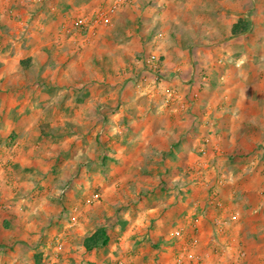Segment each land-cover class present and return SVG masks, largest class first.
Instances as JSON below:
<instances>
[{
	"label": "rangeland",
	"instance_id": "obj_1",
	"mask_svg": "<svg viewBox=\"0 0 264 264\" xmlns=\"http://www.w3.org/2000/svg\"><path fill=\"white\" fill-rule=\"evenodd\" d=\"M168 1L0 0V213L37 207L43 236L54 221H75L79 254L98 228L111 237L67 263L62 248L53 261L56 239L48 237L45 251H36L47 256L36 264H178L183 253L185 264H264V248L255 245L249 258L252 246L233 242L230 229L244 222L246 237L258 233L247 224L259 221L254 208L264 205L260 188L245 201L230 194V187L260 183L234 180L231 171L236 177L264 165V0ZM240 16L250 28L233 35ZM174 46L196 58L189 81L186 68L170 70L166 62L164 50ZM151 56L158 69L147 66ZM196 80L208 105L198 108L196 135L187 132L192 144L181 169L191 178L181 182L180 201L162 178L171 166L164 153L174 150L163 138V109L190 111L180 84ZM216 102L223 114L236 113L229 135L207 121ZM189 117L183 120L192 128ZM145 185L158 189L155 201ZM153 201L161 204L156 216L170 222L157 225L147 212ZM22 234L0 230L8 245L22 243Z\"/></svg>",
	"mask_w": 264,
	"mask_h": 264
},
{
	"label": "crops",
	"instance_id": "obj_2",
	"mask_svg": "<svg viewBox=\"0 0 264 264\" xmlns=\"http://www.w3.org/2000/svg\"><path fill=\"white\" fill-rule=\"evenodd\" d=\"M162 3L164 4H168L169 1L168 0H160ZM171 3H174V0H172ZM175 4V3H174ZM181 46V45H180ZM171 47L173 50L172 52H175L174 55L170 54L171 50L170 47L166 48L164 51H168L169 56L167 57L166 62L168 63V65H170V70L172 65H174L177 69H182V68H186L183 72L184 76V81H186V79H188L187 81H189L191 79V77L187 76V72H188V67L191 66L190 63H192L193 61H196V58L191 60L189 59V57L186 56V47ZM168 49V50H167ZM176 55V56H175ZM169 70V69H168ZM73 76V75H72ZM58 75L56 77H54L55 81L58 80ZM75 80V78H74ZM73 80V81H74ZM183 81V82H184ZM199 80H196L195 85L193 86V84L191 85V83L189 85H185L184 83H181L180 85L184 88L183 92H182V97L183 100H185L187 103H191L192 106L189 108L191 109L190 111H186L183 113V115L179 116L178 114H173L171 109V112H168L167 110L164 112L163 114L165 116H167L168 119V124H166L165 126H163V138L165 137V135L167 136L166 138H168L171 142L173 143V149L174 150H168L166 153H164L166 159L168 161H171V166L169 165L168 168L169 169H164L163 174H162V178L168 182L169 184V191L170 192H175L181 195L180 201H182V196H184V193H181V190L184 188L181 186V182L186 183V179H190V173H188L186 170L182 171L181 169V165L183 163L182 161V155H186V152L188 151V148H190V146L188 144H192L191 142H187V140H190V135L192 136V134L195 136L196 134V129H199V127L197 128V124H199L200 119H202L203 116H198L199 114V110L198 108L200 107V105H208L207 102L203 101V95L200 94L199 97V92L197 91V82ZM72 93L74 94L75 92L72 91ZM70 96V94L68 93V97ZM88 97L89 94L87 93V95H85V97ZM101 95H98V98H100ZM181 100V99H180ZM204 100V99H203ZM182 101V100H181ZM180 101V102H181ZM179 102V103H180ZM183 102V101H182ZM178 103V102H177ZM219 102H216L215 105L212 106V104H209V108L210 110L208 111L207 117L209 118V122H211V124L215 125V128L218 129L220 125L226 127L227 132L226 134H230V115L232 116L233 114H236L235 111L232 112L230 114V109H228V111L223 114V112H225L227 109H223V110H216L217 108H215V106H218ZM180 106H185V104H180ZM216 106V107H217ZM104 108V107H102ZM74 109V106L71 107L70 106V111H72ZM188 109V110H189ZM207 109V107H206ZM221 116V119L219 118ZM184 115H190V119L192 122H194V127H189L188 123L189 121L183 120ZM188 131H191L192 134H187ZM227 136V135H226ZM199 143L194 142L193 146L198 145ZM164 149V148H163ZM191 149V148H190ZM166 151V150H165ZM236 160H232V164H235ZM238 165V164H237ZM233 173V175H232ZM253 174V175H252ZM230 175H232L234 177V180H238L240 177H243V181H246L247 179H256L257 182L260 181L259 186H246V187H230V194H237V195H242L244 196L242 199H244L245 201V196L249 193H254L253 190H251L252 188L254 190L257 189H261L264 191V165L262 163H260L257 167L256 170H250L248 173H241V172H237V176L235 177V171H231ZM238 175H241L238 177ZM249 176V178H248ZM231 178V177H230ZM251 181V180H250ZM249 181V182H250ZM247 185L249 183H246ZM146 189H150L149 192L147 194L153 195L152 199L155 201L154 196L157 195L156 193L158 192V189H154L151 188L148 185L143 186ZM148 187V188H147ZM235 188V189H233ZM142 189V188H141ZM147 191V190H146ZM188 195H193L194 192L193 191H188ZM232 192V193H231ZM152 202V204L148 207H151L150 209L148 208L147 211L148 213H150V215L152 217H154L156 219V223L157 225H160V223H163L162 219L165 218L163 225H165L166 223L170 222L169 218L166 217H157L156 215H158V209L161 207V204L159 203L160 201H156ZM151 202V200H150ZM200 201H196L193 203V207L196 210L197 207L199 206ZM20 206V205H19ZM23 207H14L12 205V209L9 211V213H5V214H1L0 213V230L1 227H5V229L7 230H12L14 228L19 229L23 234L20 237V241L22 243H12L10 245H8V243H6L4 238L0 237V264H36V258H40L47 256V253L45 254H41L38 256L36 255V251H45V243L46 240L48 239V237L50 238H54L56 239L54 242V244L56 245V247L54 249H56V252L54 251V255L53 257V261H55V258L59 257V253H57V251H59L58 249L62 248V252L61 253V258L65 259V263H67L66 259H75L76 257H79V259H85L86 254L83 255V251H86L85 247L82 246V249L80 250V252L82 251L81 254H79L77 251H74L76 249V241H77V236H76V228H75V221H71L69 220V218H63L62 220H59L57 223H55V221L49 225H47V234H45L46 236L42 235V232L40 231L42 226L44 225L46 227V223H44L43 220L38 219L37 211L38 208L37 207H30L29 210L26 209L25 210V206L22 205ZM147 207V206H146ZM245 207V206H243ZM257 208V207H256ZM53 209V208H51ZM71 209V208H69ZM68 209V210H69ZM185 208H180V212L184 211ZM243 209V208H242ZM164 210V209H163ZM165 210H170V208H167ZM249 210V209H248ZM254 210H259L260 211V215L258 216V222H249L247 225L250 226V229L254 226L258 228V233L252 235V236H248L246 237V235L244 234V230L240 231V227L244 228L247 227L245 225V223H238L236 224L234 223H230V229L233 230V242H235L236 244L240 245V246H245V244L249 243V246L251 245L252 247L250 252H249V258H254L255 256V250L253 248H256L255 245L258 247V250L261 249L262 247L264 248V205L262 204V206H259L257 209L254 208ZM60 211H62V209H60ZM250 212V210L248 211ZM56 217V216H54ZM175 221V220H174ZM171 223H174L173 220ZM195 223V222H194ZM248 226V227H249ZM9 228V229H8ZM158 233H156V237L158 239ZM153 236V237H155ZM247 238V239H246ZM137 241V240H136ZM135 240H133L132 242L135 243ZM248 245V244H247ZM48 247H51L50 245H48ZM64 248V249H63ZM262 248V249H263ZM84 249V250H83ZM61 251V250H60ZM47 252V250H46ZM264 252V251H263ZM56 253V255H55ZM122 257H128L127 254H123L121 255ZM264 256V253H259L258 255V260ZM43 260H45V258H43ZM74 261V260H73ZM76 261H78L76 259ZM79 262V261H78ZM247 260H245L243 262V264H247L246 263ZM44 263V262H43ZM264 263V262H263ZM254 264V263H253ZM258 264H261V261L258 262Z\"/></svg>",
	"mask_w": 264,
	"mask_h": 264
},
{
	"label": "trees",
	"instance_id": "obj_3",
	"mask_svg": "<svg viewBox=\"0 0 264 264\" xmlns=\"http://www.w3.org/2000/svg\"><path fill=\"white\" fill-rule=\"evenodd\" d=\"M250 28V21L240 16L238 21L232 27L233 35L245 33ZM111 237L105 227L98 228L92 235L88 236L84 241V246L87 250H93L107 246L110 243Z\"/></svg>",
	"mask_w": 264,
	"mask_h": 264
},
{
	"label": "built area",
	"instance_id": "obj_4",
	"mask_svg": "<svg viewBox=\"0 0 264 264\" xmlns=\"http://www.w3.org/2000/svg\"><path fill=\"white\" fill-rule=\"evenodd\" d=\"M147 66L151 67L152 70L158 69V63H157V59L156 56H151L148 60H147ZM147 70V69H146ZM155 71V70H154ZM156 74V73H155ZM159 75L156 74V77H158ZM176 233H179L178 231ZM195 256V254H191V257ZM185 260H186V256L185 253L180 254L178 256L177 262L178 264H185Z\"/></svg>",
	"mask_w": 264,
	"mask_h": 264
}]
</instances>
